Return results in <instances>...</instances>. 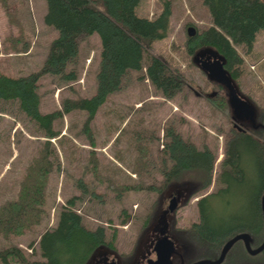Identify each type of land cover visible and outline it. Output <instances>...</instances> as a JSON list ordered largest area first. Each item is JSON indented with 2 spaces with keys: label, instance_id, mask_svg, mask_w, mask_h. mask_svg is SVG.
I'll return each mask as SVG.
<instances>
[{
  "label": "rangeland",
  "instance_id": "374dc122",
  "mask_svg": "<svg viewBox=\"0 0 264 264\" xmlns=\"http://www.w3.org/2000/svg\"><path fill=\"white\" fill-rule=\"evenodd\" d=\"M167 4L172 12L169 30L166 37L154 42L151 52L185 78L183 90L173 98L153 86L146 68L130 71L122 90L108 97L91 122L93 144L85 130L86 112L64 113L55 123L59 136L47 139L18 102L0 101V211L18 197L24 184H37L40 175L46 183L41 221L32 222L19 235L2 233L0 250L16 246L29 263L44 261L41 235L56 226L62 207L76 198L75 207L85 225L90 229L104 226L116 248L101 249L90 264L103 255L115 258L117 264H127L128 256L133 257L128 264H146L148 258H155L153 247L163 233L183 252L174 229L199 222L198 200L220 186L218 177L225 141L233 129V110L230 112L226 102L212 99L219 96L212 95L218 87L201 67L203 62L216 60V55L210 49L195 55L188 50V28L193 26L200 33L212 25L209 8L202 0H140L136 12L154 19ZM46 12V0H0L1 73L18 77L43 67L51 42L58 36V30L45 23ZM236 48L244 61L235 88L260 113L264 109V29L257 34L251 52L242 45ZM101 50L99 35L87 36L81 40L76 63L68 66V71L77 72L76 80L50 74L41 77L43 113L62 109L66 98L96 93ZM147 63L148 53L144 65ZM239 124L250 132L258 127L256 118ZM169 127L198 148L214 152L216 163L208 188L194 194L199 182L190 174L163 195L156 191L164 182L163 149ZM128 185L142 188L124 189ZM83 186L88 191L83 192ZM174 195L179 204L171 213L168 205ZM239 212L240 206L232 198L224 213L237 216ZM16 257H9L10 264H24ZM173 260L181 264L179 255ZM0 264H4L1 259Z\"/></svg>",
  "mask_w": 264,
  "mask_h": 264
},
{
  "label": "trees",
  "instance_id": "16d2710c",
  "mask_svg": "<svg viewBox=\"0 0 264 264\" xmlns=\"http://www.w3.org/2000/svg\"><path fill=\"white\" fill-rule=\"evenodd\" d=\"M139 1L46 0L44 20L58 30V36L51 42L39 71L18 77L0 72V101L18 102L21 111L47 139L59 136L55 123L64 113L86 112L85 130L93 144L91 122L108 97L122 90L130 71L146 68L153 86L165 97L173 98L183 90L185 78L160 55L151 52L154 42L167 36L172 14L170 5L167 4L156 18L151 19L137 14ZM202 2L209 8L212 25L188 37V50L194 55L203 49L214 50L223 58L224 67L232 79L237 81L244 59L236 45L244 46L247 52L253 50L257 34L264 29V0ZM94 34L99 35L102 44L96 93L90 97L66 98L62 109L43 113L39 93L41 77L50 74L59 75L66 81L76 80L77 72L75 69L68 71V66L76 63L81 40ZM147 53L148 63L144 65ZM215 83L217 87L223 86ZM212 99L226 102L232 112L227 96ZM255 118L258 121L256 130H234L222 160L219 188L198 200L200 221L186 229H174L183 247L185 264L203 259L217 260L226 243L246 229L254 233L250 242L252 248L256 249L264 242V109H260V113L257 111ZM165 136L164 182L156 191L163 195L171 185L179 184L190 174H194L199 182L194 194L208 188L215 169L214 152L208 147L198 148L172 127L166 130ZM138 174H142L141 171ZM37 180L35 185L34 182L24 184L18 197L1 209L0 235H19L32 222L38 224L41 221L45 211V176L40 175ZM83 188V192L88 191ZM133 188L142 187H124ZM232 198L240 206L237 216L224 213ZM75 206L76 198L69 199L59 213L56 226L41 235L39 246L44 261L29 263L19 247L11 246L0 250L2 262L10 264L9 257L14 255L24 264H90L101 249L116 251L113 241L107 237L106 228H88ZM132 258L128 256L125 262L128 264ZM242 262L264 264V251L251 255L244 242L239 240L221 264Z\"/></svg>",
  "mask_w": 264,
  "mask_h": 264
},
{
  "label": "water",
  "instance_id": "95a60500",
  "mask_svg": "<svg viewBox=\"0 0 264 264\" xmlns=\"http://www.w3.org/2000/svg\"><path fill=\"white\" fill-rule=\"evenodd\" d=\"M196 34V29L193 26L188 28V35L194 36ZM213 54L216 55V60L213 62H203L201 64L202 69L215 81L218 83L225 85L229 88V97L230 104L234 108V114L238 119H252L255 120L256 110L253 108L252 104L247 100L243 99L239 94L238 90L235 88V83L228 71L224 67L223 58L216 53L214 50L210 49ZM198 54V53H197ZM178 196L174 195L170 199V203L168 205V210L173 213L178 207ZM262 208L264 212V195L262 198ZM243 240L245 242L246 248L251 255H257L264 251V242L261 246L254 249L251 247V235L248 233H239L235 235L232 239H230L226 245L223 247L220 257L217 260L203 259L196 261L191 264H221L228 252L232 249V247L239 241ZM154 252L156 254V258H149L147 260V264H174L173 256L179 255L182 263H184L182 253H180L177 249L176 241L170 237L169 235L163 233L161 237H159L154 244ZM111 264H117V260L113 259Z\"/></svg>",
  "mask_w": 264,
  "mask_h": 264
},
{
  "label": "flooded vegetation",
  "instance_id": "af4514ba",
  "mask_svg": "<svg viewBox=\"0 0 264 264\" xmlns=\"http://www.w3.org/2000/svg\"><path fill=\"white\" fill-rule=\"evenodd\" d=\"M223 89V91H221ZM212 93H210L209 95H211ZM212 95H215V96H217V95H219V96H222V95H225V96H227V97H229V88L227 87V86H225V85H223V86H221V87H218L217 89H215L214 90V92H213V94ZM230 101V100H229ZM231 105V104H230ZM231 108H232V110H233V115H231V117H232V122H233V129H232V131H230L229 132V134H228V136H227V139H226V141H225V151H226V146H227V144H228V142H229V140H231V138H232V134H233V132H234V130H238V131H244V130H247L245 127H244V125H240L239 124V121H251L252 119H238L236 116H235V114H234V108L231 106ZM253 121V120H252ZM224 158V157H223ZM223 160V159H222ZM221 164H222V162H221ZM222 166V165H221ZM222 168V167H221ZM222 171V170H221ZM220 171V172H221ZM219 175H220V173H219ZM219 178V177H218ZM220 184V183H219ZM242 233H248V234H250L251 236H253V232H251V231H249V230H247L246 229V231H242ZM243 241V240H242ZM244 242V241H243ZM244 244H245V242H244ZM96 257H94V259H95ZM150 258H154V257H150ZM155 258H156V256H155ZM93 259V260H94ZM113 259H115V258H111L109 255H103V257L101 258V259H96L97 261H95V263H93V264H111L112 262H113ZM149 259V258H148ZM147 259V260H148ZM147 264V263H146ZM181 264H185V263H182V261H181Z\"/></svg>",
  "mask_w": 264,
  "mask_h": 264
}]
</instances>
